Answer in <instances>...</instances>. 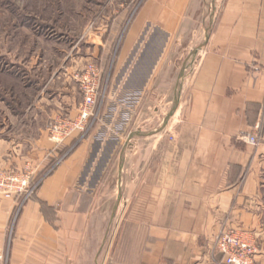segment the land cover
Segmentation results:
<instances>
[{"label": "crops", "instance_id": "0c3cea01", "mask_svg": "<svg viewBox=\"0 0 264 264\" xmlns=\"http://www.w3.org/2000/svg\"><path fill=\"white\" fill-rule=\"evenodd\" d=\"M140 3L114 52L142 101L170 99L162 122L127 136L122 191L120 177L106 188L93 136L55 143L29 111L27 125L0 121V169L39 181L24 202L0 195V264H223V226L249 233L264 264V0L210 14L208 0Z\"/></svg>", "mask_w": 264, "mask_h": 264}, {"label": "rangeland", "instance_id": "374dc122", "mask_svg": "<svg viewBox=\"0 0 264 264\" xmlns=\"http://www.w3.org/2000/svg\"><path fill=\"white\" fill-rule=\"evenodd\" d=\"M218 1L208 0V14L215 13ZM140 2L0 0V121L6 117L4 123L11 126L9 116L15 113L21 115V124L27 125L28 112L26 118L22 116L29 111L36 115L38 129L59 126L63 120L73 122L79 116L83 90L97 86L100 97L86 122L84 135L78 140L93 136L94 141L106 146L100 156L101 168H105V186L112 188L120 177L122 191L123 159L131 144L127 136L145 133L160 124L164 106L171 102L169 99L159 103L156 98L142 101L140 87L132 79L131 83L124 82L131 69H122L123 61L114 52ZM210 19L209 16L208 26ZM91 67H96L98 72L95 81L90 75L87 77ZM158 88L155 87L156 93ZM163 90L161 86L158 89L160 93ZM110 155L111 162L107 165L104 162ZM120 157L122 172L119 173ZM123 209L122 199L116 223L123 220ZM116 232L113 230L111 234ZM247 238L256 251L249 233ZM253 257L252 263L258 264Z\"/></svg>", "mask_w": 264, "mask_h": 264}, {"label": "built area", "instance_id": "2783aa9c", "mask_svg": "<svg viewBox=\"0 0 264 264\" xmlns=\"http://www.w3.org/2000/svg\"><path fill=\"white\" fill-rule=\"evenodd\" d=\"M93 81L98 77L96 67H91L87 77ZM100 97L99 88L91 86L83 90V102L79 106V116L73 122L63 120L59 126L49 128V138L59 143L74 132L83 136L86 131V122L92 116V109ZM240 140L250 146H257L259 138L256 135H246ZM39 181H34V172L25 168L21 172H11L0 169V195L5 198L21 197L24 202L30 198L38 186ZM213 247L216 253L222 256L223 264H253L252 256L255 248L247 238V232L237 231L226 226L221 227L215 236ZM6 262V255L0 249V263Z\"/></svg>", "mask_w": 264, "mask_h": 264}]
</instances>
